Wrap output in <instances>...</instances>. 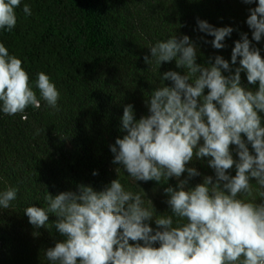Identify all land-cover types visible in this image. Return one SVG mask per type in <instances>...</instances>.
<instances>
[{
	"label": "clouds",
	"instance_id": "1",
	"mask_svg": "<svg viewBox=\"0 0 264 264\" xmlns=\"http://www.w3.org/2000/svg\"><path fill=\"white\" fill-rule=\"evenodd\" d=\"M20 2L0 0V29L15 27L14 9ZM242 2L256 4L248 9L246 19L251 40L242 33L234 42L231 63L221 55L209 58L207 65L197 63L198 45L188 35H172L148 48L150 57L144 56L145 63L154 60L160 67L175 61L184 74L164 72L160 76L163 86L152 91L145 101L148 114L139 119L133 105H125L121 124L126 134L109 146L112 162L121 165L135 182L177 180L175 187L164 189L171 215H155L152 201L144 207L141 194L126 191L119 178L101 191L83 184L76 191L56 195L46 191L47 208L29 206L24 213L37 229L48 225L49 214L56 217L53 225L64 239L46 249L51 264H264V200L254 202L251 184L255 180L264 189L260 115L264 113V57L252 43L264 37V0ZM23 12L31 15L30 5L25 4ZM197 27L214 38L210 43L216 50L226 47L225 38L234 31L199 18ZM238 58L239 66L233 71ZM242 71L248 84H258V88L242 86ZM35 88L47 106L59 110L60 92L47 74H37ZM0 102V111L9 116L23 113L29 105L41 106L22 60L9 55L3 43ZM194 157L209 158L215 179L204 176L202 183L189 187V180L201 175L195 167H188ZM233 166L234 176L229 174ZM185 172L187 178L181 179ZM18 191L7 187L0 192V208L9 209ZM242 194L244 198H238ZM173 216L178 218L176 226Z\"/></svg>",
	"mask_w": 264,
	"mask_h": 264
},
{
	"label": "trees",
	"instance_id": "2",
	"mask_svg": "<svg viewBox=\"0 0 264 264\" xmlns=\"http://www.w3.org/2000/svg\"><path fill=\"white\" fill-rule=\"evenodd\" d=\"M25 4L30 5L31 15L23 12ZM255 6L242 0H21L14 9L17 23L11 31L0 29V43L9 55L22 60L41 106L29 105L12 116L0 111V192L7 187L19 190L9 209L0 208V264H51L46 249L64 239L53 225L56 217L49 214L48 225L37 229L24 213L29 206L47 208L46 191L52 195L76 191L81 184L101 191L119 178L126 191L141 194L144 207L152 201L155 215H171L164 189L175 187V178L167 183L135 182L112 162L109 146L126 134L121 124L123 107L132 104L139 119L148 114L145 101L152 91L163 86L160 76L169 70L184 74L175 61L160 67L154 60L145 63L149 47L172 35H188L198 45L197 63L207 65L216 55L231 63L234 42L242 33L251 40L246 19L248 9ZM197 18L234 29L225 38V48L211 46L214 38L198 30ZM252 43L264 57V37ZM238 66L239 58L233 71ZM39 72L47 74L60 92L59 110L47 106L35 88ZM164 83L171 85V81ZM241 84L258 88L248 84L243 71ZM260 115L264 126V113ZM231 151L238 160L235 146ZM208 159L194 157L189 162L188 167L201 173L189 180V187L202 183L204 176L215 179ZM235 172L233 166L229 174ZM185 178L186 172L181 179ZM251 184L254 202H262L256 191L259 185L255 180ZM177 219L173 216V226ZM148 223L156 228L154 221Z\"/></svg>",
	"mask_w": 264,
	"mask_h": 264
}]
</instances>
